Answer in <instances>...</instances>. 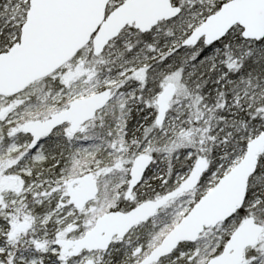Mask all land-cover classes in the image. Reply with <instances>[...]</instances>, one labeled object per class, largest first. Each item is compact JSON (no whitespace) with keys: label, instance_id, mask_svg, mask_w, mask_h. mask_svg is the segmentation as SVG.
<instances>
[{"label":"snow or ice","instance_id":"1","mask_svg":"<svg viewBox=\"0 0 264 264\" xmlns=\"http://www.w3.org/2000/svg\"><path fill=\"white\" fill-rule=\"evenodd\" d=\"M0 264H264V0H0Z\"/></svg>","mask_w":264,"mask_h":264}]
</instances>
